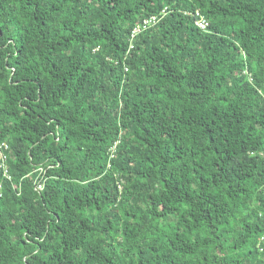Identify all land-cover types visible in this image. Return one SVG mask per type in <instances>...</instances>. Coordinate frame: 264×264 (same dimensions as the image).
<instances>
[{
	"label": "trees",
	"instance_id": "1",
	"mask_svg": "<svg viewBox=\"0 0 264 264\" xmlns=\"http://www.w3.org/2000/svg\"><path fill=\"white\" fill-rule=\"evenodd\" d=\"M0 143V264H264V0H0Z\"/></svg>",
	"mask_w": 264,
	"mask_h": 264
},
{
	"label": "built area",
	"instance_id": "2",
	"mask_svg": "<svg viewBox=\"0 0 264 264\" xmlns=\"http://www.w3.org/2000/svg\"><path fill=\"white\" fill-rule=\"evenodd\" d=\"M164 11V9H162V12ZM156 15H152L149 18H145L143 19L138 25H136L134 27V29L132 30L131 35H135L137 32L141 31L142 29H146L148 26H150L151 24L155 23L156 21ZM194 24L201 30H206L207 26H208V20L204 17L203 14H201L199 11H196L194 14V19H193ZM126 69V68H125ZM7 146L4 144L0 143V167H1V171H2V175L7 178L10 179V174L8 171V167L6 164V154L4 153L3 149H6ZM44 170L39 167L37 169V173L38 176L42 177ZM36 181H34L33 183V187L36 190H40L42 189L43 183L41 180H38L37 177L35 178ZM13 186H19V185H14Z\"/></svg>",
	"mask_w": 264,
	"mask_h": 264
}]
</instances>
